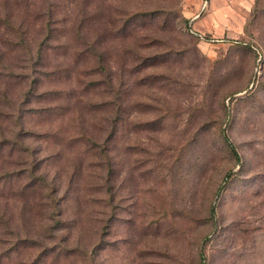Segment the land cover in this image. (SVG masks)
Wrapping results in <instances>:
<instances>
[{"label":"rangeland","instance_id":"rangeland-1","mask_svg":"<svg viewBox=\"0 0 264 264\" xmlns=\"http://www.w3.org/2000/svg\"><path fill=\"white\" fill-rule=\"evenodd\" d=\"M205 1L0 0V264H264V0Z\"/></svg>","mask_w":264,"mask_h":264},{"label":"trees","instance_id":"trees-1","mask_svg":"<svg viewBox=\"0 0 264 264\" xmlns=\"http://www.w3.org/2000/svg\"><path fill=\"white\" fill-rule=\"evenodd\" d=\"M257 2H258V0L255 1L254 6H256ZM254 9H255V7H254ZM252 13L255 14V10H253ZM223 140H224V142H225V144H226V146H227V148H228L230 154L235 158V160H236L237 162H239L238 155H237V152H236L235 149H234L233 144L229 141V139H228L225 135H223ZM32 171H33V170H32ZM32 171H31V173H32ZM227 177L229 178V174H227V175L225 176V179H226ZM224 181H225V180H224ZM224 184H225V183H224ZM199 264H206V257H205V254L203 253V251H200Z\"/></svg>","mask_w":264,"mask_h":264},{"label":"water","instance_id":"water-1","mask_svg":"<svg viewBox=\"0 0 264 264\" xmlns=\"http://www.w3.org/2000/svg\"><path fill=\"white\" fill-rule=\"evenodd\" d=\"M207 2V0L205 1V3Z\"/></svg>","mask_w":264,"mask_h":264}]
</instances>
